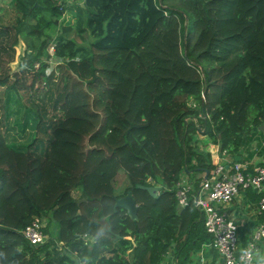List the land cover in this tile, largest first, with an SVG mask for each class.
<instances>
[{"label": "trees", "instance_id": "trees-1", "mask_svg": "<svg viewBox=\"0 0 264 264\" xmlns=\"http://www.w3.org/2000/svg\"><path fill=\"white\" fill-rule=\"evenodd\" d=\"M64 1L8 0L11 23L0 8V264H72L75 233L98 217L112 245L89 249L95 264H192L212 236L192 202L176 205V183L186 173L195 189L214 167L194 146L201 130L222 156L260 143L264 0ZM56 25L49 54L42 37ZM27 108L44 135L18 143ZM118 168L128 184L115 194ZM126 190L134 218L113 207ZM34 216L48 222L36 245L22 234Z\"/></svg>", "mask_w": 264, "mask_h": 264}, {"label": "built area", "instance_id": "built-area-1", "mask_svg": "<svg viewBox=\"0 0 264 264\" xmlns=\"http://www.w3.org/2000/svg\"><path fill=\"white\" fill-rule=\"evenodd\" d=\"M56 1L62 2L63 0ZM66 1L67 0L64 2ZM50 49L52 51L51 45ZM263 181V166L254 165L249 170L245 163L232 162L225 168L222 164H214V167L208 174H203L195 189L192 188V181L187 177L180 178L176 183V205L181 207L188 202H192V204L200 210L203 215L204 229L212 236V240L209 241L207 245L215 250L220 264H226L228 259L233 258L237 247L240 246L236 224L226 215L224 207L231 202L235 194L241 189L244 190L249 188L254 191V193H260ZM253 210L258 220L248 240L255 238L258 241L264 236V223L260 220V217L264 215V195H259L257 200L253 203ZM214 223L222 229L218 235H214L208 227V225ZM229 223L234 224L236 230L231 233V241L225 245L221 238L227 233L228 229L226 225ZM46 224L47 220L45 217L34 216L30 222L24 226L22 234L31 244H40L46 237L43 232V228ZM218 242L221 245V249L224 251V255H221V252L217 250L216 244Z\"/></svg>", "mask_w": 264, "mask_h": 264}, {"label": "crops", "instance_id": "crops-1", "mask_svg": "<svg viewBox=\"0 0 264 264\" xmlns=\"http://www.w3.org/2000/svg\"><path fill=\"white\" fill-rule=\"evenodd\" d=\"M256 130H258L259 133V145H256V143L252 141L248 147H243L228 155H220L217 152L218 146L213 143H208L211 162L217 165L222 164L224 168L232 162H241L251 166L259 165L264 160V123L257 127ZM200 150H202V148H200ZM197 175V173H194V176ZM260 194L264 195V181ZM256 200L257 193H254V191L249 188L244 190L241 189L235 194L231 202L224 207L226 215L236 224L240 245H243L248 240L258 220L253 210V203ZM260 220L264 223V215L260 217ZM208 242L209 240L203 241L200 247L192 253V264H201V253H203L206 264H220L215 250H212L211 247L207 245ZM258 242H264V236L261 237ZM159 264H174V259L172 256L168 255Z\"/></svg>", "mask_w": 264, "mask_h": 264}, {"label": "clouds", "instance_id": "clouds-1", "mask_svg": "<svg viewBox=\"0 0 264 264\" xmlns=\"http://www.w3.org/2000/svg\"><path fill=\"white\" fill-rule=\"evenodd\" d=\"M214 235H218L222 229L215 223L208 225ZM227 233L221 238L227 245L231 241V233L236 230L234 224L226 225ZM111 230L110 221L107 218H93L86 227L75 233L73 239L80 241L81 251L74 256L70 255L72 264H95V258L89 249H101L104 241L108 239ZM217 250L224 255L219 242ZM230 251V250H229ZM7 260V254L0 250V262ZM201 264H206L203 253H201ZM226 264H264V242H258L255 238L249 239L245 244L237 247L233 258L228 259Z\"/></svg>", "mask_w": 264, "mask_h": 264}, {"label": "rangeland", "instance_id": "rangeland-1", "mask_svg": "<svg viewBox=\"0 0 264 264\" xmlns=\"http://www.w3.org/2000/svg\"><path fill=\"white\" fill-rule=\"evenodd\" d=\"M72 1H79V0H67V2H72ZM0 8L3 9V15H4V18L7 19L8 21H10V23L14 20L15 18V14L13 13L12 14V8L10 7L9 3H8V0H0ZM58 27L59 25H56L55 27H53L51 30L48 31L47 33V37L43 36V40L45 41L44 44L46 43L47 45V52L49 54H51V49H50V45L52 44V38L53 36L57 33L58 31ZM25 43L24 41L22 40H19L18 43H16L14 46H13V53H14V57H13V60L9 61V68L10 70L11 69H14L17 66V62H18V59L19 56H23L24 54V46ZM58 63L57 60H55L54 58L50 57L48 59V65L46 67V72L50 71L51 68H54L55 65ZM52 98V96L50 97L49 95L45 96L44 99H45V102L48 101V99ZM193 101H190L188 100V105L191 106ZM14 103V102H13ZM16 104V103H14ZM47 104V103H46ZM32 107V106H31ZM29 108V106H28ZM27 108L26 112L24 113V125H23V128L22 126L21 127H18L16 130V134H19L17 135V138L19 139L18 140V143H25L27 142L28 140H30L31 136H41V135H44L42 132L38 131L37 130V126H36V118L35 116L33 115V113ZM47 108V114H52V109L50 108V106H46ZM10 109L12 110V113L9 114L10 118H16L18 120H20V124H22V121H21V118H22V107L17 110V106H10ZM58 114L57 111H55V114H53L52 117H56ZM199 115V113L197 114ZM13 124V122H12ZM195 148L196 149H200L202 148V150H206L208 149V143H203V139L205 138V135L202 133V130L200 132H197L196 136H195ZM206 146V147H205ZM205 147V148H204ZM221 165V164H220ZM187 174L184 173L183 175H181L180 178L182 177H187L186 176ZM195 177V176H194ZM179 178V179H180ZM188 178V177H187ZM178 179V180H179ZM128 182H127V178H126V175H125V172L123 171L122 168H118L117 171H116V174H115V177H114V180H113V191L115 194H120L124 188L127 186ZM72 194L74 196L77 195V191H72ZM48 223V222H47ZM49 230H50V233L52 234L53 233V227L50 226L49 227ZM106 241V247H109L112 245V238L108 237Z\"/></svg>", "mask_w": 264, "mask_h": 264}, {"label": "water", "instance_id": "water-1", "mask_svg": "<svg viewBox=\"0 0 264 264\" xmlns=\"http://www.w3.org/2000/svg\"><path fill=\"white\" fill-rule=\"evenodd\" d=\"M140 187L145 189L151 196H155L159 189L157 185H147ZM113 207L123 208L131 218L135 217L137 206L130 190H126L123 195L115 197Z\"/></svg>", "mask_w": 264, "mask_h": 264}]
</instances>
